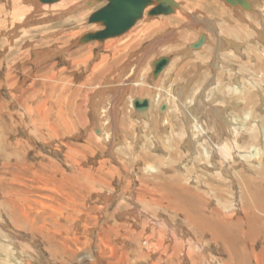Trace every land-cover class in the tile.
<instances>
[{
	"label": "rangeland",
	"instance_id": "rangeland-1",
	"mask_svg": "<svg viewBox=\"0 0 264 264\" xmlns=\"http://www.w3.org/2000/svg\"><path fill=\"white\" fill-rule=\"evenodd\" d=\"M75 1L82 6L69 12L74 19L57 16L52 27L42 24V16L53 13L40 4V14L34 8L24 24L18 18L9 21L8 33L0 29V264H264L255 259L264 251L262 221L254 228L261 232L255 240L232 235L228 241L213 236L222 232L215 223L203 229L212 221L188 222L191 212L211 218L222 198L235 204L229 212L234 220L249 214L253 224L264 219V190L257 198L262 206L243 209L236 172L244 167L228 171L223 180L229 184L220 186L199 146L204 143L223 166L215 146L231 142L233 128L264 126V41L257 25L264 0H248L254 11L239 8L241 13L224 0H175L191 19L183 12L184 19L145 15L120 37L82 45L83 34L102 29L88 20L106 2ZM6 4L12 8V0H1L0 17ZM167 20L162 28L152 25ZM235 28L244 30L245 40L220 36ZM73 29L78 35H71L77 33ZM55 30L64 52H52L53 41L40 45ZM34 42L40 43L33 46L35 53L24 54ZM44 51L47 58L35 56ZM168 56L175 63L153 79L152 63ZM97 64L100 71H94ZM236 86L243 87L242 95L229 91ZM114 89L121 91L114 96ZM136 99L150 100L147 115L135 110ZM180 100L206 135L196 137ZM219 109L230 125L227 135L215 130ZM260 151L250 161V150L236 151L224 165L241 158L246 168L261 169L264 137ZM186 187L205 192L209 202L190 201Z\"/></svg>",
	"mask_w": 264,
	"mask_h": 264
},
{
	"label": "bare ground",
	"instance_id": "bare-ground-1",
	"mask_svg": "<svg viewBox=\"0 0 264 264\" xmlns=\"http://www.w3.org/2000/svg\"><path fill=\"white\" fill-rule=\"evenodd\" d=\"M22 1H23V3H22ZM175 1V0H174ZM199 1V0H198ZM225 1V0H224ZM248 1V0H247ZM32 2V3H31ZM77 1H75V0H70V1H64V0H60L58 3H55V4H52V5H48V4H43L44 6H43V10H44V12L46 11H50V12H52L53 13V15L50 17V18H46V17H48V16H42V21H44V22H42V24L44 23L45 25H47V26H49V27H52L53 26V24L51 23V22H53V21H55V17H57V16H59V18H63L62 20H70L71 18H75V17H69L68 15H69V12H75L74 10H76V8L79 6L80 8H81V6H82V4H79L78 2L76 3ZM96 2H98V0H95V2H93V1H90V2H86L85 3V5H93V4H95ZM176 2V1H175ZM249 2H251L252 3V8H251V10H249L250 12H252V11H254V2H252V1H249ZM99 3V2H98ZM100 3H102V2H100ZM176 3H178L179 4V8H176L175 9V12L173 13V14H176V15H178L179 17V19H184V17H185V15H186V17L187 18H189V19H191V17H190V15H192V14H190V13H188V12H186L185 10H184V8H183V5L182 4H180L179 2H176ZM24 4V5H23ZM29 4H31L30 6L32 7L30 10L28 9V5ZM34 6H33V5ZM41 3H40V1L39 0H12V8H9V5L8 4H6L5 6H2L1 8L4 10V13L6 14V15H4V17H5V25H2V24H0V29H2V31H6V33H8L9 31H10V26H9V21L11 20V25L12 24H14V22L13 21H16V20H18V18H22L23 19V21H22V23L24 24L25 22H26V16L27 15H30L29 13L35 8L36 9V13H39L40 14V12H38V11H40V9L38 10V8H39V6L38 5H40ZM228 4V3H227ZM154 5H156V2H155V4ZM154 5H151V6H149L146 10H145V14H144V16L145 15H147L148 16V11L154 6ZM229 5V4H228ZM38 6V7H37ZM48 6L50 7V8H48ZM231 6V5H230ZM200 7V6H199ZM231 7H234V6H231ZM234 8H236L237 9V11H240L239 10V8L241 9V10H244L245 11V9H242V7L239 5V6H235ZM84 9V8H83ZM38 10V11H37ZM43 10L41 11V13L43 12ZM184 10V11H183ZM1 11V10H0ZM3 12V11H2ZM1 12V13H2ZM43 12V13H44ZM184 14H183V13ZM48 13V12H47ZM181 13L183 14V16L181 15ZM240 13H241V11H240ZM258 13V12H257ZM38 14V15H39ZM51 14V13H50ZM45 15V14H44ZM170 15H172V14H170ZM36 16V15H35ZM41 16H39V17H41ZM144 16H143V18H144ZM242 16V15H241ZM244 16V15H243ZM4 17H0V20L1 19H3ZM37 17V16H36ZM54 17V18H53ZM142 18V19H143ZM58 19V18H57ZM141 19V20H142ZM27 20H28V18H27ZM32 20V19H31ZM40 20V19H39ZM171 20V19H170ZM198 20V19H197ZM228 20V19H227ZM252 20V19H251ZM254 20V19H253ZM257 20H259V22L258 23H260L261 24V26H260V24H257L258 26H259V38H260V40H262V42L264 41V12H259L258 13V16H257ZM41 21V20H40ZM168 21L169 20H167V21H161L160 23H154V24H152L153 26L154 25H158V27L159 28H162V27H164V26H167L169 23H168ZM194 21H196V20H194ZM200 21V20H199ZM232 21V20H231ZM33 22V21H32ZM39 22V21H38ZM139 22V21H138ZM137 22V23H138ZM170 22V21H169ZM249 22H252V21H249ZM248 22V23H249ZM199 23V22H198ZM229 23V22H228ZM200 24V23H199ZM19 25V24H18ZM36 25V24H35ZM151 25V26H152ZM230 25V24H229ZM256 25V24H255ZM3 26V27H2ZM13 26H15V25H13ZM198 26V25H197ZM149 27V26H148ZM215 27V26H214ZM250 27V26H249ZM248 27V28H249ZM75 28V27H74ZM77 29H78V27H76ZM213 28V27H212ZM211 28V29H212ZM220 28V27H219ZM230 28H231V26H230ZM234 28V27H233ZM233 28H231V29H233ZM77 29H73V30H75V32H77L76 30ZM80 29V28H79ZM218 29V28H217ZM216 29V30H217ZM237 29H239V31H237ZM14 30V29H13ZM59 31V30H58ZM97 31H100V30H97ZM211 31V30H210ZM214 31H215V29H214ZM93 32H95V31H93ZM221 32H224V30H221ZM257 32V31H256ZM5 33V34H6ZM62 33H63V31H62ZM88 33V32H87ZM214 32H212L211 34H212V36L214 35L213 34ZM232 33L234 34V35H232ZM242 33H244V30L243 29H241V28H235L234 30H227L225 33H222V34H224V35H226V36H224V35H220V36H222V37H226V38H229V37H237L238 38V40H241V38L243 39L244 37H245V34H243L242 35ZM20 34V33H19ZM23 34L25 35V34H29L28 32H25V31H23ZM126 34V33H125ZM250 34L251 33H249V34H247L248 36H250ZM254 34V33H253ZM253 34H251L252 36H253ZM258 34V33H257ZM47 35V38H46V36H43V38H44V41L42 42H34L33 44H31V43H27V46L26 47H28L27 49H24L23 50V52H24V54H26V52H27V54H29V52H31V51H33L34 53H35V50H32V48H33V46H35V45H38V44H40V45H42V46H44L46 43H49L50 41H53V43H56L55 44V48L52 50V52L54 51V52H58V51H60V52H64V50H65V47L64 48H59L58 47V44H59V42H62V35L60 34V33H58L56 30L51 34H46ZM71 35H78V32L77 33H73V34H71ZM84 35V34H83ZM82 35V36H83ZM124 35V34H123ZM204 35V34H203ZM210 35V34H209ZM218 36H219V34H217ZM246 35V36H247ZM67 36V35H66ZM68 36H69V33H68ZM81 36V37H82ZM122 36V35H121ZM206 36V35H205ZM215 36V35H214ZM64 38H65V36H63ZM71 37V36H70ZM81 37L79 38V41H80V39H81ZM120 37V36H119ZM207 37V40H209V37L208 36H206ZM115 38H117V37H115ZM220 38V37H219ZM246 38V37H245ZM245 38H244V40H245ZM253 38H254V36H253ZM46 39V40H45ZM112 39V38H111ZM215 39V38H214ZM214 39H213V37H212V40L214 41ZM217 39H218V37H217ZM107 40H109V39H107ZM131 40V39H130ZM167 40V39H166ZM211 40V41H212ZM237 40V39H236ZM237 40V41H238ZM256 40V39H255ZM46 41V42H45ZM79 41H78V43H79ZM106 41V40H105ZM104 41V42H105ZM215 41H216V39H215ZM218 41V40H217ZM229 41H230V39H229ZM236 41V42H237ZM98 42H100V41H98ZM104 42H101V43H104ZM209 42V41H208ZM220 42V41H219ZM223 42H225V41H223ZM240 42V41H239ZM242 42H243V40H242ZM229 43V45H232L233 43L232 42H228ZM10 44V43H9ZM8 44V45H9ZM82 44H88V42L87 43H79V45H82ZM214 44V43H213ZM246 44H247V42H246ZM262 44V43H261ZM113 45V44H112ZM217 46H221V44L220 45H218V43L216 44ZM228 45V46H229ZM240 45V44H239ZM248 45V44H247ZM50 46V45H49ZM51 46H53V45H51ZM63 46H65V45H63ZM108 47V46H107ZM226 47V46H225ZM230 47V46H229ZM232 47H234V46H232ZM6 48V47H5ZM9 48H10V46H9ZM217 48V47H216ZM239 48H240V46H239ZM11 49V48H10ZM201 49V48H200ZM220 49H222V48H220ZM67 50V49H66ZM153 50V49H152ZM198 50V49H197ZM4 51H5V49H4ZM8 51H9V49H8ZM29 51V52H28ZM220 51V50H219ZM262 51V50H261ZM264 51V50H263ZM49 51H47V52H45L44 51V53H42V54H35V56L36 57H39V59L40 58H43V57H46V56H48V55H46L47 53H48ZM51 51H50V54L52 53ZM190 52L191 53H189L188 55L190 56V55H193V52L190 50ZM38 53V52H37ZM40 53V52H39ZM150 53V52H149ZM217 53H218V51H217ZM220 54V53H219ZM55 55H56V53H55ZM58 56V55H57ZM56 56V57H57ZM67 56V55H66ZM71 56V55H70ZM92 56V55H91ZM140 56V55H139ZM28 57V56H27ZM26 57V58H27ZM55 57V56H54ZM53 57V58H54ZM65 57V56H64ZM168 57H170L171 58V61H170V63L172 62V56H168ZM260 57V56H259ZM47 58V57H46ZM130 58V57H129ZM67 59H68V57H67ZM175 59V58H174ZM20 60V59H19ZM41 60V59H40ZM39 60V61H40ZM176 60V59H175ZM219 61H220V59H219ZM222 61V60H221ZM20 62V61H19ZM37 62H38V59H37ZM106 62V61H105ZM142 62V61H141ZM130 63V62H129ZM154 63V62H153ZM153 63H152V74H153V70H154V67H153ZM170 63H169V65H170ZM172 63H175V62H172ZM189 65V64H188ZM52 66H55V65H52ZM203 67V66H202ZM99 68H100V65H96L95 67H94V71H100L99 70ZM198 68V67H197ZM183 70V69H182ZM165 71V70H164ZM120 72H122L121 70H120ZM114 73V72H113ZM9 76H11V75H9ZM111 76H112V74H111ZM162 76V74H160L159 76H158V78L159 77H161ZM157 78V79H158ZM214 83V82H213ZM251 85L253 86L252 88H254L255 89V85H253L252 83H251ZM116 86V85H115ZM189 87L187 86V85H185L184 87H183V89H184V93H186V91H187V89H188ZM115 90V89H114ZM121 91V90H120ZM120 91H117L116 92V90L114 91V96H116V94L118 95V93L120 92ZM229 91L230 92H232V93H234V94H237V95H242L243 94V92H244V90H243V87L241 88V87H235V88H229ZM122 93V92H121ZM172 94V93H171ZM185 95V94H184ZM119 98H121V97H119ZM179 98V97H178ZM181 100H182V97L180 98ZM116 100H117V98H116ZM115 100V101H116ZM181 100H180V104H178L179 106H180V110L182 109L183 110V112H185V119H187L189 122L188 123H192L193 124V126H194V128H195V131H197V134H196V137H198V138H201V137H199L198 135H203L204 134V131H203V128H202V126L201 125H199L200 123H199V121H197L196 119H194L195 117H194V113H191V110L187 113L186 111H185V107L183 106V104H182V102H181ZM119 101L120 100H117L115 103L116 104H118L119 103ZM134 101L135 100H133L132 101V105L134 104ZM178 103H179V100L177 101ZM114 104V103H113ZM42 106H43V104H41ZM119 105V104H118ZM114 106H115V108L117 107V105H115L114 104ZM134 107V106H133ZM45 108V107H44ZM150 108V107H149ZM195 107H193V110L192 111H194V112H196V109H194ZM223 108V107H222ZM149 109H147V110H144V111H139L140 113H144V116L145 115H147V114H145V113H147L146 111H148ZM189 110V109H188ZM187 110V111H188ZM223 110V109H222ZM222 110H220L219 109V113L217 112V115H215V114H213V115H215V118H213V120H214V123L217 121L218 122V125L217 124H214V126H215V130L218 132V133H220V135H223V133H225V135H227V133H229L230 132V125H227V123H229V122H226V120H227V118L225 117V113H224V111H222ZM115 111H116V109H115ZM199 111H201V110H199ZM208 111V110H207ZM210 111V110H209ZM43 112H45V111H43ZM118 112V111H117ZM138 112V111H137ZM116 113V112H115ZM191 113V114H190ZM213 113V112H212ZM216 113V112H215ZM43 114V113H42ZM162 114V113H161ZM204 114V113H203ZM44 115V114H43ZM196 116H197V114H196ZM45 116H43V118H44ZM47 118V117H46ZM113 118H115V117H113ZM189 118V119H188ZM211 119H212V117H211ZM250 119V117L249 116H247L246 118H245V120H249ZM45 120V119H44ZM115 120V119H114ZM212 120V121H213ZM43 122V121H42ZM262 122H264V118H263V120H262ZM35 123V122H34ZM109 123V122H108ZM190 125V124H189ZM235 125V124H234ZM49 126V125H48ZM253 128H250L249 126L248 127H246L245 125L244 126H242V127H240V128H237V127H235V128H233L232 130H233V132H234V134L232 135V136H234V138H233V140L231 141V142H229V138L226 140V142L227 143H225V144H223V145H218V146H215V149H217L221 154V157H223V159H222V162H223V166L222 165H220L219 164V161L218 160H216L215 159V157H214V155H213V153L212 152H210L209 151V149L208 148H206L205 146H204V143H199V146H200V148H203V151H204V156H205V158H206V160L207 161H205V163H209V164H211L212 165V170H215V180H218V182H220L221 183V185L220 186H222V184H229V182H226V180H223V177L224 178H226L224 175H228L227 173H228V171H232V170H236V169H238V167L239 166H243L244 167V171H241V169H240V171H238V170H236V171H238V172H236L237 173V175H236V179H237V184H238V186H239V188H240V190H241V193H242V206H243V209L245 210V209H252L253 207H255V205H259V206H262V204L261 203H263L262 201H259L257 198H260L258 195H260L261 194V192H263V190H264V187L263 186H259V182H260V184L262 183V182H264L263 181V179H264V163H262L261 161H260V163H261V165H260V167H261V169H259L258 167L259 166H253V168L251 169L250 167H247L246 168V166L243 164V160L240 158V161H236V160H234V162L233 163H230V164H226V165H224V163H227L228 161L230 162V160H231V158H233L234 157V155H235V153H236V151H238V152H240V151H243V150H250V153L252 154L249 158L248 157H246V159H248L249 161H250V159L251 158H255V159H257L258 158V155H261L262 153H261V151H263V150H261L260 151V149H261V144H262V137H264V126L261 128L260 126H259V124H255L254 126H252ZM110 128V127H109ZM242 129V130H241ZM243 129H245V130H243ZM228 130H229V132H228ZM263 130V131H262ZM243 131V132H242ZM244 131H246V133L247 134H245L244 133ZM96 132V131H95ZM227 132V133H226ZM97 133V132H96ZM101 134V133H100ZM204 135H206V134H204ZM230 135V134H229ZM111 136V135H110ZM231 136V135H230ZM205 137V136H204ZM108 139H109V134H108ZM218 139V138H217ZM242 141H243V143H242ZM222 142V141H221ZM189 143H190V141H189ZM216 145V144H215ZM194 146V145H193ZM196 146V145H195ZM254 147H257V148H260L259 149V151H257L258 153H255V151L254 152H251L252 150V148H254ZM263 148V147H262ZM67 155H68V157L70 158V153L68 154L67 153ZM218 155H219V153H218ZM245 155H247V154H245ZM264 155V154H263ZM241 156V155H240ZM236 157V156H235ZM234 157V158H235ZM241 157H244V156H241ZM219 158H220V156H219ZM260 158L262 159V158H264V156L262 157V156H260ZM254 159V160H255ZM215 160L216 161H218L217 163H215ZM248 161V162H249ZM254 162V161H253ZM77 163V162H76ZM78 164V163H77ZM205 165V164H204ZM210 165V166H211ZM81 166V165H80ZM80 166L77 168V170L81 173L83 170H82V168H80ZM252 167V166H251ZM207 168V167H206ZM209 168H211V167H209ZM234 168V169H233ZM242 168V167H241ZM150 169H152V171H155V169L154 168H152V167H150ZM83 175V174H82ZM254 175H257V176H260V178H261V180H259V177H255ZM99 178H101V177H93V183H97L99 180ZM263 178V179H262ZM89 179V178H88ZM103 179V178H102ZM90 180V179H89ZM104 180V179H103ZM239 181V182H238ZM105 182V181H104ZM104 182H102L101 180H100V182L99 183H102V184H104ZM92 183V182H91ZM105 185V184H104ZM211 185V184H210ZM211 187V186H210ZM185 190V193H183V194H185V195H187L189 198L188 199H190V201H201V203H202V201L204 200L205 202H209V198H207V197H205L204 196V194H206L205 192L204 193H201V192H196V191H192L190 188H187L186 187V189H184ZM208 192H210V191H208ZM211 195V194H210ZM255 199H257V200H255ZM187 200V199H186ZM213 200V199H212ZM215 200V199H214ZM223 200V201H222ZM222 200H221V203H220V206H217V207H215L214 208V210H212L211 211V213L210 214H212V216H211V218H208L209 216H205V214L203 213V216L201 215V212L202 211H200L199 212V214H197L196 212H191V213H193L192 215L193 216H191L189 219H188V222L189 223H195L196 222V218H198L199 220H201V222L202 221H206V223H207V221H212L213 223H208V225H204V228H203V226H202V228L203 229H205L206 230V228L207 227H209V226H211V225H214V223L215 224H217V226L221 229V231L222 232H214V234H213V236L216 238V239H226L227 241L228 240H230L231 239V236L233 235L234 236V238L236 237V238H240V236L241 237H245L246 239H251L252 238V240L254 239L255 240V237H257V236H259L260 235V233L261 232H259V231H256L254 228H255V226H258L259 225V221H262V224H260V228L262 229L263 227H264V219H259L258 221H257V223H254L253 224V221H255V219H253L254 217H251V214H249L247 217H243V218H237L236 220H234V216H232L233 214H231V213H229L233 208H235L234 206H235V204L233 205L232 203H231V205L230 204H227V202L225 201V199H223L222 198ZM188 201L189 200H187V203H188ZM189 201V202H190ZM255 204V205H254ZM187 205V204H186ZM253 206V207H252ZM191 208H195V206H190ZM199 207H200V205H199ZM201 210L203 209V208H200ZM197 210V209H196ZM226 212L228 213V215L226 214ZM196 224V223H195ZM242 226H246V227H248V229H247V231H239L240 229H241V227ZM245 229V228H244ZM243 239V238H242ZM233 240V239H232ZM244 240V239H243ZM231 242V241H230ZM163 244V243H162ZM233 244V243H232ZM157 248H160V246H158L157 245ZM234 248V247H233ZM235 249V248H234ZM238 250H236V252H237ZM239 252V251H238ZM237 252V253H238ZM242 252H244V251H242ZM231 253V252H230ZM238 254H240V253H238ZM237 255V254H236ZM231 256V255H230ZM255 259L258 261H260V263H262V261H264V251H262V253L261 254H258V255H256L255 256ZM233 264V263H232ZM237 264V263H236Z\"/></svg>",
	"mask_w": 264,
	"mask_h": 264
},
{
	"label": "water",
	"instance_id": "water-1",
	"mask_svg": "<svg viewBox=\"0 0 264 264\" xmlns=\"http://www.w3.org/2000/svg\"><path fill=\"white\" fill-rule=\"evenodd\" d=\"M41 4H55L60 0H39ZM98 2H106V5L100 10L93 13L88 22L90 24H99L102 26L100 31L89 32L84 34L79 43H87L91 41L104 42L107 39L119 37L127 33L133 26L140 21L145 10L154 5L147 13L149 17L170 15L179 8V4L174 0H98ZM231 6H241L242 9L251 10L252 3L247 0H225ZM171 61L170 57H160L153 63V79H157L164 72ZM150 100L136 99L134 108L136 111H144L149 109ZM164 105L162 110H166Z\"/></svg>",
	"mask_w": 264,
	"mask_h": 264
},
{
	"label": "crops",
	"instance_id": "crops-1",
	"mask_svg": "<svg viewBox=\"0 0 264 264\" xmlns=\"http://www.w3.org/2000/svg\"><path fill=\"white\" fill-rule=\"evenodd\" d=\"M0 3H1V0H0ZM9 5V4H8ZM1 6V5H0ZM156 23H160V22H156ZM154 24V23H153Z\"/></svg>",
	"mask_w": 264,
	"mask_h": 264
}]
</instances>
